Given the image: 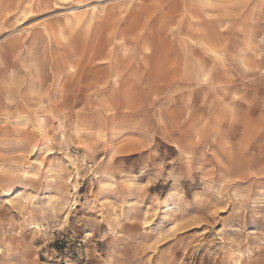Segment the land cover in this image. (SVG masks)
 I'll use <instances>...</instances> for the list:
<instances>
[{
	"label": "rangeland",
	"instance_id": "1",
	"mask_svg": "<svg viewBox=\"0 0 264 264\" xmlns=\"http://www.w3.org/2000/svg\"><path fill=\"white\" fill-rule=\"evenodd\" d=\"M0 264H264V0H0Z\"/></svg>",
	"mask_w": 264,
	"mask_h": 264
}]
</instances>
